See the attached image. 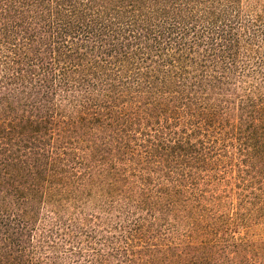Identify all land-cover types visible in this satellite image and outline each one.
I'll use <instances>...</instances> for the list:
<instances>
[{"label":"trees","instance_id":"obj_1","mask_svg":"<svg viewBox=\"0 0 264 264\" xmlns=\"http://www.w3.org/2000/svg\"><path fill=\"white\" fill-rule=\"evenodd\" d=\"M0 264H264V0H0Z\"/></svg>","mask_w":264,"mask_h":264},{"label":"rangeland","instance_id":"obj_2","mask_svg":"<svg viewBox=\"0 0 264 264\" xmlns=\"http://www.w3.org/2000/svg\"><path fill=\"white\" fill-rule=\"evenodd\" d=\"M231 208H229L228 207V210L227 211H229ZM241 235H243V232H239V233H237V236H241Z\"/></svg>","mask_w":264,"mask_h":264}]
</instances>
